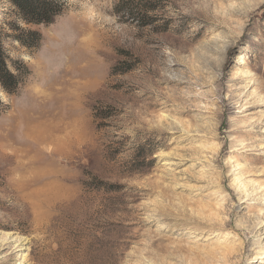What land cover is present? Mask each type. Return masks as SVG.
<instances>
[{
  "label": "rangeland",
  "instance_id": "1",
  "mask_svg": "<svg viewBox=\"0 0 264 264\" xmlns=\"http://www.w3.org/2000/svg\"><path fill=\"white\" fill-rule=\"evenodd\" d=\"M58 1L0 0V264H264V0Z\"/></svg>",
  "mask_w": 264,
  "mask_h": 264
},
{
  "label": "trees",
  "instance_id": "2",
  "mask_svg": "<svg viewBox=\"0 0 264 264\" xmlns=\"http://www.w3.org/2000/svg\"><path fill=\"white\" fill-rule=\"evenodd\" d=\"M23 19L28 23H51L54 17L59 13L61 4L58 0H11ZM36 36V44L40 42V35L34 32ZM23 44L30 47H38V45L28 43L26 39L20 40ZM20 76L15 74L8 65L7 56L3 50L0 42V84L2 88L8 93L17 91L20 84ZM1 111V101H0Z\"/></svg>",
  "mask_w": 264,
  "mask_h": 264
},
{
  "label": "clouds",
  "instance_id": "3",
  "mask_svg": "<svg viewBox=\"0 0 264 264\" xmlns=\"http://www.w3.org/2000/svg\"><path fill=\"white\" fill-rule=\"evenodd\" d=\"M56 34L57 33H55V32L53 33V40H55ZM49 57H50L49 66H56V65H58L60 63V59L57 58L54 53H50ZM46 62H48L47 59H46Z\"/></svg>",
  "mask_w": 264,
  "mask_h": 264
},
{
  "label": "bare ground",
  "instance_id": "4",
  "mask_svg": "<svg viewBox=\"0 0 264 264\" xmlns=\"http://www.w3.org/2000/svg\"><path fill=\"white\" fill-rule=\"evenodd\" d=\"M68 136V135H67ZM57 139V138H56ZM56 142V141H55ZM49 143H50V141H49ZM57 143V142H56ZM57 146H58V144H57ZM48 149L51 151V152H49V154L50 155H52L53 154V148H50L49 147V145H48ZM52 149V150H51ZM264 258V249H259L258 250V252H257V254L255 255V257H254V260H259V259H263Z\"/></svg>",
  "mask_w": 264,
  "mask_h": 264
}]
</instances>
